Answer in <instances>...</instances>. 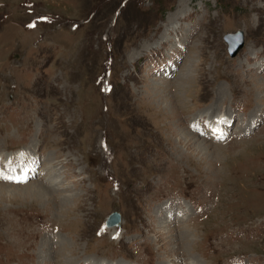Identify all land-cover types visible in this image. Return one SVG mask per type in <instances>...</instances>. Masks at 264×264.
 <instances>
[{
    "label": "rangeland",
    "instance_id": "obj_1",
    "mask_svg": "<svg viewBox=\"0 0 264 264\" xmlns=\"http://www.w3.org/2000/svg\"><path fill=\"white\" fill-rule=\"evenodd\" d=\"M215 104L222 140L200 126ZM14 156L34 171L0 180V264H264V0H0L8 176Z\"/></svg>",
    "mask_w": 264,
    "mask_h": 264
},
{
    "label": "bare ground",
    "instance_id": "obj_2",
    "mask_svg": "<svg viewBox=\"0 0 264 264\" xmlns=\"http://www.w3.org/2000/svg\"><path fill=\"white\" fill-rule=\"evenodd\" d=\"M236 56V55H235ZM156 79V78H155ZM190 79V77L188 76V75H182L181 77H179L178 79H177V84H181L182 82H184V81H188ZM184 85V84H183ZM221 104V103H220ZM208 111H209V113H208ZM213 111H215V112H221L222 111V108H221V106H218V105H216L215 104V107H212V108H210V109H208L207 111H205L206 113H204V114H199V116H201V118L203 119V117H205V114H209L210 115V112L212 113ZM223 117H222V119H220V120H224L225 121V123H227V121H228V119H227V117H225L224 115H222ZM197 117V116H196ZM196 117H195V119H194V117H193V119L194 120H196ZM192 119V120H193ZM199 119V118H198ZM240 122V121H239ZM190 123V122H189ZM225 123H224V125H220L219 123H218V127L219 128H221L223 131H224V126H225ZM191 124V123H190ZM249 124V123H248ZM195 125V124H194ZM205 125H206V123H205V121H204V123L201 121V123H200V126H202L203 128H201L202 130H203V132L204 133H208L209 135H207V136H210V135H212V133L210 132V130H208V128L206 129V127H205ZM196 126V125H195ZM194 126V127H195ZM207 126V125H206ZM239 127V130L238 131H240V132H242V131H244V130H246L248 127H245L244 126V129H240L241 128V126H238ZM246 128V129H245ZM198 130V129H197ZM236 131V130H235ZM188 132V131H187ZM210 132V133H209ZM239 132V133H240ZM231 133H233V132H231ZM236 135H237V133L236 132H234ZM182 135H184V137H185V139L188 141V140H194V138L193 137H191L190 136V134H187V133H182ZM183 137V136H182ZM214 137V136H213ZM198 141V140H197ZM22 156H23V154H22ZM29 156V155H28ZM31 158V157H30ZM18 161V162H20L19 164H17V165H14V163H15V161ZM21 160H23L22 162H24V161H27L28 159L27 158H23V159H18V157H16V156H14L13 157V160H11V162H14V163H12L13 164V166H15V167H18V169L19 168H21V167H25L26 165L24 164H21ZM58 162V161H57ZM57 162H55V164H54V162H53V160H51L49 163H48V165H47V167H46V170L44 169V173H45V175H48L47 176V179L45 178V176H44V178H45V180L44 181H49V182H47V184L49 183V184H51V185H53V184H56L57 185V179L59 178V174L58 173H56L55 172V174H53L52 175V170L51 169H53L54 167H56L57 166ZM6 163H9V161H7ZM10 164V163H9ZM60 164V163H59ZM55 165V166H54ZM4 166V164H2L1 162H0V168H2ZM45 168V167H44ZM18 169L15 171V172H12V174H10L9 176H13V177H16L18 174H19V172H18ZM29 176H30V173H29ZM41 176V175H40ZM46 184V183H45ZM42 185H44L43 183H42ZM47 186V185H46ZM57 187V186H56ZM47 189H50V188H47ZM47 189H45L44 187H41L40 185H33V186H31L30 188H27V189H25V191L27 192V194H29V195H33V196H38L39 198H47V197H49V193H51L49 190H47ZM52 189H54V188H52ZM20 191H23L22 189H20ZM50 195H52V194H50ZM180 203V205H179V208H178V210H179V214H176L177 215V219L175 220V219H173V220H175V222L177 221V223L178 224H180V225H178V230H179V232H180V230H181V232H180V236H177L176 234V236H174V235H170L169 237L171 238V240H174V241H185L186 240V237H187V235H188V233H187V230L188 229H186V230H184L185 229V227L187 228V226H181V224L182 223H184L183 221H186L187 219H188V217H189V213H192V211H191V207H189L185 202H179ZM188 206V207H187ZM172 210V208L171 207H169V208H167L166 206H163V205H161V206H157V208H156V213H161V214H164V216H166L165 217V219L168 217V215H170V213L171 212H174V211H171ZM184 219V220H183ZM186 219V220H185ZM171 219L169 218V219H167V220H164V222H166L165 224H163V225H159L157 228H158V230H160V229H162V231L164 232V233H167L168 234V232H170L171 230H170V221ZM172 220V221H173ZM174 222V221H173ZM172 222V223H173ZM161 223V222H160ZM174 224V223H173ZM156 226V225H155ZM110 227H113V226H110ZM156 228V227H155ZM108 230H110V231H112V230H115V229H108ZM166 231V232H165ZM160 232H161V230H160ZM176 237H178V238H176ZM58 238V237H57ZM59 239V238H58ZM51 241H52V238H51ZM58 241V240H57ZM60 242V239H59V241H58V243ZM178 243V242H177ZM44 244V243H43ZM52 244V245H51ZM53 244H55V243H53V241L52 242H50L49 241V243L46 245V246H44V248L46 249V247L49 245V252H53L52 251V246H53ZM57 245H59V244H57ZM42 246V245H41ZM59 252H61L63 249H62V245L61 246H59ZM58 249V248H57ZM193 257L192 256H188V260H190V259H192ZM171 259H173V256L171 257ZM182 259V258H181ZM187 259V258H186ZM179 260V259H178ZM194 260V259H193ZM173 261V260H172ZM70 262V261H69ZM68 262V264H70ZM72 262V261H71ZM170 261H163V264H168ZM177 264V263H176ZM181 264H186L185 263V260L183 261V263H181ZM192 264V263H191Z\"/></svg>",
    "mask_w": 264,
    "mask_h": 264
},
{
    "label": "snow or ice",
    "instance_id": "obj_3",
    "mask_svg": "<svg viewBox=\"0 0 264 264\" xmlns=\"http://www.w3.org/2000/svg\"><path fill=\"white\" fill-rule=\"evenodd\" d=\"M29 28L34 27L33 24H29L28 25ZM218 123L220 125H223L225 123L224 120H220L218 121ZM212 132L214 133V138L217 140H222L223 138H226L228 133L226 131H223L222 129H217V128H213ZM14 163V162H9ZM32 163H36L35 161H33ZM13 169H9V171H12ZM32 171H34V169L30 166H26V167H21L18 169L19 174L16 177H12V176H8L5 174L3 169H0V180H3L5 182L8 183H16V184H22V183H27L28 179H29V173H31ZM114 239L116 237H113Z\"/></svg>",
    "mask_w": 264,
    "mask_h": 264
},
{
    "label": "water",
    "instance_id": "obj_4",
    "mask_svg": "<svg viewBox=\"0 0 264 264\" xmlns=\"http://www.w3.org/2000/svg\"><path fill=\"white\" fill-rule=\"evenodd\" d=\"M225 42L228 44V52L231 56H235L243 47V38L241 31L228 32L224 36ZM120 223V216L117 212H113L107 219L106 225L112 226Z\"/></svg>",
    "mask_w": 264,
    "mask_h": 264
}]
</instances>
